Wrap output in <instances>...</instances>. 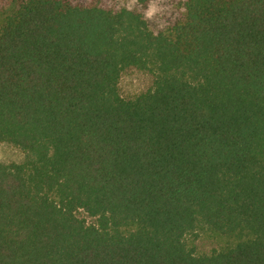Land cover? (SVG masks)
Returning <instances> with one entry per match:
<instances>
[{
	"label": "trees",
	"instance_id": "obj_1",
	"mask_svg": "<svg viewBox=\"0 0 264 264\" xmlns=\"http://www.w3.org/2000/svg\"><path fill=\"white\" fill-rule=\"evenodd\" d=\"M182 9L0 0V143L31 156L0 163V264H264V0Z\"/></svg>",
	"mask_w": 264,
	"mask_h": 264
},
{
	"label": "rangeland",
	"instance_id": "obj_2",
	"mask_svg": "<svg viewBox=\"0 0 264 264\" xmlns=\"http://www.w3.org/2000/svg\"><path fill=\"white\" fill-rule=\"evenodd\" d=\"M88 1L95 2V0ZM100 3L113 9L127 8L140 12L154 32L171 26L179 20L183 11V0H152L146 5H139L134 0H100ZM151 87V75L135 68L125 69L118 82L119 94L125 100L133 99ZM30 157L29 154L13 145L0 143V163H22ZM78 216L87 223L94 222L93 218L82 211L78 212ZM185 243L188 248L194 250L196 255H209L213 251L222 249L229 243V239L203 229L198 231L196 237L187 236Z\"/></svg>",
	"mask_w": 264,
	"mask_h": 264
}]
</instances>
